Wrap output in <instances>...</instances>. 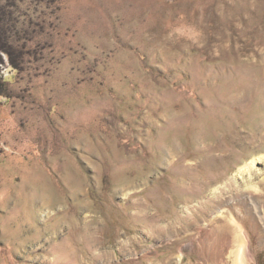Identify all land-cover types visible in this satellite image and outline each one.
Instances as JSON below:
<instances>
[{
	"label": "rangeland",
	"instance_id": "374dc122",
	"mask_svg": "<svg viewBox=\"0 0 264 264\" xmlns=\"http://www.w3.org/2000/svg\"><path fill=\"white\" fill-rule=\"evenodd\" d=\"M262 155L264 0H0V264H264Z\"/></svg>",
	"mask_w": 264,
	"mask_h": 264
},
{
	"label": "bare ground",
	"instance_id": "6f19581e",
	"mask_svg": "<svg viewBox=\"0 0 264 264\" xmlns=\"http://www.w3.org/2000/svg\"><path fill=\"white\" fill-rule=\"evenodd\" d=\"M264 158L263 155L261 156V159ZM257 158L252 159L251 161H249L248 165H243L239 168L240 172L246 171L247 168L251 167L255 162H256ZM254 206H257L256 203L254 202Z\"/></svg>",
	"mask_w": 264,
	"mask_h": 264
}]
</instances>
